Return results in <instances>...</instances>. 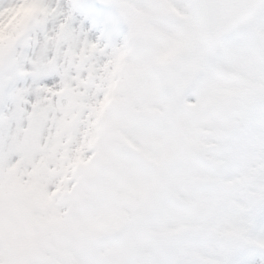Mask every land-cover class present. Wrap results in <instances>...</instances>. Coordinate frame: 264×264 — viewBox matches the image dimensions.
<instances>
[{
    "label": "snow or ice",
    "instance_id": "snow-or-ice-1",
    "mask_svg": "<svg viewBox=\"0 0 264 264\" xmlns=\"http://www.w3.org/2000/svg\"><path fill=\"white\" fill-rule=\"evenodd\" d=\"M0 264H264V0H0Z\"/></svg>",
    "mask_w": 264,
    "mask_h": 264
}]
</instances>
